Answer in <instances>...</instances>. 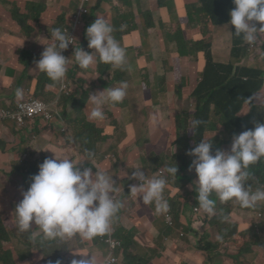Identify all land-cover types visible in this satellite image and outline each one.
I'll list each match as a JSON object with an SVG mask.
<instances>
[{
  "label": "clouds",
  "instance_id": "1",
  "mask_svg": "<svg viewBox=\"0 0 264 264\" xmlns=\"http://www.w3.org/2000/svg\"><path fill=\"white\" fill-rule=\"evenodd\" d=\"M233 3L235 7L229 13V23L235 28L234 35L242 36L243 40L251 45L257 40L258 32L264 33V0H233ZM257 23L260 27L256 26ZM114 30L106 18L97 17L86 28L88 47L93 50L89 53L81 47H74L75 37L72 38L69 33L66 34L60 28H53L50 31L51 39H43L52 43L43 44L45 49L40 59L37 57L39 60L34 62V70L45 73L53 82L63 80L68 70L71 59L69 56L73 47L75 62L81 69H88L97 62L122 68L126 54L113 36ZM249 79L248 76L241 78L244 82ZM180 84L184 87L182 82ZM202 87H205L208 92L205 95L193 94L188 105L197 103L200 105L199 108H208L209 116L214 121L215 109L220 101L218 89L216 88L213 93V86L204 81L201 82ZM127 89V82L122 81L117 87H107L103 91L89 95L86 105L90 103L93 107L88 119L102 120L104 105L122 102ZM17 94H21L19 90ZM204 97L207 98L204 99ZM29 100L44 102L37 98ZM251 107L252 112L246 119L252 117L254 111H256V117L249 123L248 129L233 135L230 150L228 145L223 147V150L217 149L213 154L214 138L210 137V131L218 132V129L224 126L223 115L221 120L223 125L213 126L214 130L209 129V131L199 128L201 121L192 119L194 123L189 128L188 134L189 144L192 143L193 149L191 148L186 154V160L183 163L172 157L173 162L164 168L157 166L154 170L146 172L142 168H137L132 171L131 176L126 177L128 171L121 170L109 157L102 170L93 171V167L82 169L81 163L70 159L68 153L61 152L57 155L54 153L53 157L46 158L43 162L39 161L37 172L30 178V185L22 195L13 191L15 187H19L18 183L11 185L7 183L8 188L2 199L10 214L14 213L18 231L30 233L33 239L41 235L46 239L79 235L86 240L99 236L103 243L105 239L112 237V220L123 207V203L117 200V195L122 199L126 193H129V200L138 197L144 205L154 203L155 212L164 214L169 211V204L164 199V193L171 202H175V208H182L181 216L188 214L192 218L193 224L198 223L196 213L199 211L207 213L205 216L208 218V214L212 215L211 217L220 214L215 211L216 201L212 198L213 194L222 202L235 201L245 208L255 206L258 202L264 201V187L252 190L251 185L247 183L248 169L264 158V95L259 96L256 105ZM244 112L247 113L241 111L238 116L244 117ZM38 119L39 117L35 121L30 120L36 125L35 132L38 131ZM53 125L61 132L67 133L65 124L61 120L55 119ZM178 149L181 148L176 147L177 151ZM91 155L89 153V156ZM118 181L122 187L120 191L116 187ZM128 182L134 184L126 185ZM136 182L138 183L135 184ZM177 190L187 193V196L183 197L186 201L197 195V202L191 200L187 202L186 207H183V202L178 199V193L174 195ZM237 203L233 204L234 211L231 215L244 213L238 209ZM263 207L261 204L258 209L247 213L259 215ZM167 218L181 237L178 243L186 241L182 240L186 229L177 228L176 213L173 208H170ZM186 228L190 229L189 226ZM193 231H197L195 225L192 226V231L187 232L188 237L194 235ZM112 238L120 244L118 240ZM120 248L121 244L115 251L110 250L109 260L116 259V262L109 264H116L119 258H122L121 253L114 256ZM179 248L186 251L184 246ZM93 257L90 260H76L73 256L59 259L60 264H98L96 261L94 263ZM0 264H8V262L0 259Z\"/></svg>",
  "mask_w": 264,
  "mask_h": 264
},
{
  "label": "crops",
  "instance_id": "2",
  "mask_svg": "<svg viewBox=\"0 0 264 264\" xmlns=\"http://www.w3.org/2000/svg\"><path fill=\"white\" fill-rule=\"evenodd\" d=\"M32 1L44 6V9L37 7L38 11L45 10L48 16L55 15L52 0ZM73 1L79 7L83 4L87 11L82 13V19L76 22V24H80V28L72 22V26L69 25L65 27L64 32L66 34L69 33L71 37H75V44H77L78 39L83 40V38L88 43L86 34H82V28L84 24L87 23L88 26H90L95 21L98 9L108 8V0ZM3 3L4 2L0 0V11L8 12L3 8ZM94 3H96V6L90 9L91 5ZM99 3H101V6ZM98 5L99 7L97 9ZM154 5V0H115L114 5L103 14V18H105V15L112 17L118 15L117 18H114L112 24L115 29L113 36L125 51L126 58L124 65L127 67L124 71H118L107 75L105 81L109 83L110 87H117L122 81L128 84L127 94L123 101L120 102L121 106H119L115 114L116 120H122L124 125H136L139 134L146 139V142L152 144L154 147L162 148L168 145L171 147H181V145L189 139V125L184 119V108L187 106V100H191L193 94L205 95L208 92L205 87L201 88L202 81L210 83L213 86V93L216 91L215 84L209 81L204 74L206 67L209 69L213 68L216 74H220V69L216 66H226L229 62L224 61L237 59V49L239 48L230 40L226 45L220 44L218 38L213 42L211 41V43H206L205 39L207 37H213V33L216 30L215 27H211L205 31L198 30V26L193 25L194 22H192L188 16L178 19L181 23L190 24L187 25L188 28L185 26H178L175 29V23H172V21L177 19L171 17V15L167 13L170 6L169 8H161L160 4L156 3L158 7V10H156ZM181 5L186 6L185 0H182ZM94 9L96 10L92 13ZM21 11L27 13L28 9L22 8ZM141 13L149 14L153 18L156 25L152 26L149 21L147 27L155 28L156 38L148 35L145 31H132L135 30L137 26L131 27L128 20ZM8 14L11 15L13 23L17 22L24 35L14 34L12 31V24H8L11 33H9V37L6 39L14 41L17 37L21 36L27 38L35 35L38 31L40 34H43L42 44L50 45L48 40H43L47 39L45 26L48 20L45 14L41 16L38 13L37 18L41 16L42 20L32 22L31 26L33 30H30V28L25 29L19 25L12 12H8ZM158 23L169 26V29L158 30ZM38 25H40V28H38ZM88 26L86 25V28ZM256 26L260 27L258 23ZM6 30V28L0 29V31ZM132 32H134V38H129V44H125V36ZM140 37L142 42L146 44L143 55H137L136 50L128 47V45L139 43L137 39ZM192 41L200 43V52L194 53L197 58H194V54L189 56L187 53L190 52V49L185 48V45L190 46ZM44 45L43 48L45 49ZM245 45L252 47V51L248 48H244L246 54H243L245 55V60L248 62V68L252 69V60L248 58L249 55L251 57L253 53L258 52L257 56L260 61L264 59V33L258 32L257 40L251 45L245 42ZM73 49L74 47L71 49V52ZM204 50L207 51V55ZM92 51V49L87 50L89 53ZM14 52L18 54L20 51L15 50ZM71 52L69 56V59H71L68 64L66 76L59 82H53L45 73L36 70H33V74L29 79L25 76H21L19 73L20 64L18 60L15 58L7 60L0 51V86H4V91L1 94L3 98L2 103L4 105V102L9 104H14L15 102V108L18 109V105L22 101L33 98L43 100L47 105V110L38 119L39 131L36 133L37 138H39L42 143H49L54 141L56 136H61L62 140L59 146L62 152L71 153L75 150L73 158L75 157L77 161L84 162L87 160L93 163L96 158L103 155L109 156V149L112 144L116 142V131L111 127L109 121L101 122L88 119V115L93 106L90 103H88L87 106L86 102L88 101L89 95L92 94V88L100 86L99 82L103 75L100 71L104 70V63L97 62L93 66H90L88 68L89 71L83 76L81 68L76 64L75 57L71 55ZM157 53H160V55ZM174 53H176V55H174ZM159 57L164 61L175 59L176 62L172 64L164 63L159 66L157 62ZM196 67L197 71L194 72ZM260 68L264 73V62L260 65ZM77 70H79V74L76 73ZM90 74L97 77V79L92 80L89 76ZM247 74L249 76L250 73L247 72ZM74 75L75 77H73ZM178 79L183 83L188 92L185 102L180 100L174 88L175 81ZM84 81H87L89 84L87 85ZM68 83H72V85L69 86ZM261 87L262 85L258 84L255 87V91L260 90ZM58 88L59 90H57ZM18 90L21 93L20 95L17 94ZM26 91L30 92V94ZM59 92L62 93L60 94ZM258 97L257 94L253 105H256ZM206 98L207 97H204V99ZM169 101H172V104L176 106V109H174V111L172 110L173 112H171V109L168 107ZM86 106L87 110H85ZM103 111L107 113V104L104 105ZM169 113H171V115H169ZM176 114L179 115V118L174 117ZM48 116H53V118H48ZM126 117L128 118L126 119ZM55 119H59L65 124L67 133L61 132V130L53 125ZM134 129L135 126H132V130ZM6 134L11 135L10 132ZM123 141L124 139L118 138V143H115V145L119 146ZM0 150H3L6 154L0 167L11 166L15 163L21 164L23 162L19 157L23 154L17 152L16 149L14 150L11 147H6L4 149V145L0 142ZM82 152H86L88 155L91 153L92 155L87 159ZM178 249L179 251L185 250L179 247ZM91 257L88 255L85 256L88 260H90ZM108 260L109 257L105 259L103 264H109ZM123 260L124 256L122 255V261Z\"/></svg>",
  "mask_w": 264,
  "mask_h": 264
},
{
  "label": "rangeland",
  "instance_id": "3",
  "mask_svg": "<svg viewBox=\"0 0 264 264\" xmlns=\"http://www.w3.org/2000/svg\"><path fill=\"white\" fill-rule=\"evenodd\" d=\"M158 1L159 0H154L156 10H158L156 5ZM165 1L167 2V5L170 6L167 13L170 14L171 17L177 19L172 21V23H175V29L178 26H185L188 28L187 25L190 24H186L184 22L181 23L178 19L180 17L186 18L187 16H191L195 19L193 25H197L198 30L205 31L211 27H215L216 30L213 33V37H207L205 39L206 43H211V41L213 42L217 38L219 39L218 42L223 45H226L229 40L231 42L233 41L232 25H226L224 27L213 26L209 18V13L206 11L207 5L203 3V1L189 0L188 5L186 6L181 5L182 0ZM114 2L115 0H108V8L98 9L96 17H103V14L114 5ZM52 3L55 9V16H58V14H62L63 12H68L71 15L72 20L78 21L82 19L79 6L73 0H52ZM95 6L96 3L91 5L90 9H93ZM117 16L118 15H115L114 17L105 15V18L109 24L112 25L114 18H117ZM11 18L12 17L8 14V12L0 11V29H7L6 31H0V51L7 60H11L13 58L18 60L20 64L19 73L21 76H25L29 79L35 69L34 62L38 61L37 57H41V54L44 51L42 44L43 34H40L37 31L35 35L27 38L21 36L17 37L14 41L6 39L9 37V33H11L9 31L10 27H8V24H12V31L14 34L24 35L17 22L13 23ZM149 21L152 26L156 25L153 18L149 14L141 13L136 17L130 18L128 23L131 27L137 26V28L132 31H145L148 35L156 38L155 28L147 27ZM38 28H40V25H38ZM157 28L158 30H165L169 29V26L158 23ZM133 33L134 32L125 36V44H129V38H134ZM45 34L47 36V32H45ZM137 40H139V43L128 45V47L136 50L137 55H143L146 49V44L142 42L141 37ZM77 45L78 42L74 47L77 48ZM75 48L71 52L72 56ZM81 48L84 51L89 49V47ZM185 48H189L193 54L196 52V49L192 44H190V46L185 45ZM244 48H248L252 51L251 46L245 45L243 49ZM13 49L14 51L19 50L20 52L15 54ZM257 53H253L251 57L249 55V58L252 60V68L261 70L260 65L264 62V59L260 61ZM157 54L160 55V53ZM174 55H176V53H174ZM194 56L197 57L196 54H194ZM157 62L160 66L164 63H175L176 60L169 59L164 61L159 57ZM224 62H229L231 65H238L241 67L246 65L244 61L236 59L226 60ZM193 65L196 66L195 64ZM81 71L84 76L89 69H81ZM195 71H197V67L194 72ZM76 73L79 74V70H77ZM89 76L92 80L97 79V77H94L92 74ZM256 82L262 83L258 96L264 95V76H260ZM174 88L180 100L185 102L188 92L185 87L181 86L179 79L175 81ZM3 91L4 86H0V108H3V98L1 97ZM174 106L175 105L172 104V101L168 102V107L171 109V112L176 109V106ZM199 106L200 105L197 103H192L184 108V119L187 121L189 128L193 125L194 121L190 117L189 121L186 114H198L201 110L203 116L205 115L204 109L199 108ZM241 108V111L247 112H244L243 114L245 118H247L248 114L252 112L250 103L243 104ZM215 114L216 117L214 121L211 122L212 126H222V114H219V110L217 108L215 109ZM169 115H171V113H169ZM127 118L128 117H126V119ZM16 125V122L12 120L0 122V142L4 145V149L6 147H11L14 150L16 149V145L14 143V140H16L14 137ZM7 132H10V137L5 136ZM19 132H21L19 135L22 138L25 137V135L27 136V133L24 130H19ZM25 138L26 141H32L36 148L33 147L31 149L32 152L30 155L24 153L19 156L23 161L22 164L15 163L11 166L0 167L1 199L7 191L8 184L11 185L12 183L19 184V187H15L13 191H15L16 194L22 195V193L26 191L30 185V178L36 174L39 161L53 157L54 153L57 155L62 152L59 146V143L62 140L61 136H56L54 141L49 143H42L39 138H34L32 140L30 137ZM118 138L124 139V141L121 142L119 149L117 147L112 150L109 149V156L103 155L96 158L93 163L90 161L80 162L82 169L86 167H93V171H95V169L102 170L109 157L113 163L118 164L121 170L128 171L126 177H129L131 176L132 171L137 168L141 169L147 167L148 170H154L157 166H155L152 161L156 158L161 159V163L158 165L159 167H166L173 162L172 157L177 151L174 146H164L169 148V152L167 154H163L161 151L157 150L158 147H154L148 142L143 143L140 142L139 139H135L133 130L130 129L126 131L125 125L123 129L119 130L118 135H116L115 143H118ZM231 144L232 142H229V150L231 148ZM74 152L75 151L72 152V156ZM5 155V152L0 150V165L3 162ZM262 180L264 181V173L262 175ZM116 187L118 191L122 190V187L119 185V181L116 183ZM261 187H264V184ZM177 193L178 199L184 203L186 200L183 197L187 196V193L183 190H177L174 195ZM116 198L121 201L120 196L117 195ZM136 201L137 203H134L132 200L128 201V203H124L125 209L130 210L125 212L119 211L114 217V221L122 223L127 229L128 236L131 240L126 236V234H124V236L129 239L128 247L136 257V262L134 264H264V248H250V238L248 236V231L250 229L254 226L264 224V207L260 211L259 215L256 216L250 213H235L231 215L232 212H230L227 214H216L214 217H211L212 215L208 214V218L205 216L207 213L199 211L196 213V221L198 220V223L195 224L191 222L192 218H190L188 214L181 216L179 211V217L175 219L176 226L178 229L182 227L186 229L185 237L182 239L186 241H180L176 246V250H173L171 242L166 243L164 238H161L160 241L156 240L157 235L165 232L166 224L162 221L155 223L152 209L148 205H140L137 198ZM261 204L264 206V201H262ZM9 215L10 212L0 203V259L4 262H8L10 258H14L17 264H30L32 262L38 264H50V261H53L58 253V257L65 258L70 256L66 255L64 251H60L62 247H64L69 254L84 256L93 255L94 260L99 264H103L105 259L110 255L108 245L103 243L99 236H96L91 240L82 239L79 235L53 239H46L43 236H37L33 239L31 238L30 233L19 232L16 227V220L13 221L12 219H7ZM11 216L13 219L15 218L14 213ZM224 217H227V219H224ZM193 225L196 226L197 231H193L194 235L188 237L187 232L192 231ZM186 226H189L190 229L188 230ZM1 229H6L10 241L3 240ZM113 232L114 228L112 229V237L118 240L122 245V242L113 235ZM175 232L176 241H178L181 237L177 231ZM72 245L74 246L72 247ZM179 246L186 247V251H179ZM120 249L114 253V256L118 255ZM9 251L12 252L13 256L9 254ZM156 258H158V262L154 261ZM25 260L27 263H24ZM121 261L122 258L120 257L119 262L116 264H120Z\"/></svg>",
  "mask_w": 264,
  "mask_h": 264
},
{
  "label": "trees",
  "instance_id": "4",
  "mask_svg": "<svg viewBox=\"0 0 264 264\" xmlns=\"http://www.w3.org/2000/svg\"><path fill=\"white\" fill-rule=\"evenodd\" d=\"M2 1L4 2L3 8H5L8 12H12L13 15H15L19 25H21L25 29L30 28V30H33V27L31 26L32 22L42 20L41 16L43 14H45L47 16L46 19L48 20V22L45 26V32H47V39H49V40L51 39L50 31L53 28H60L62 31H64L65 27H68L69 25L72 26V22L75 23V25H77L80 28V24H76V22H78L80 20H78V21L72 20L71 15L68 12H63L62 14H58V16H55V15L48 16V14L46 13L45 10L38 11V9H37V7L44 9V6L37 3V2H34L32 0H22V1L2 0ZM200 1H203V3H205L207 5L206 11L209 13V18H210L211 24L213 26L224 27L226 25H230L229 13L235 7L233 0H200ZM188 2H189V0H185L186 5H188ZM158 3L160 4L161 8H169V6L167 5L165 0H159ZM100 4L101 3H99V5ZM99 5L97 6V9H98ZM22 8H27L28 9L27 13H23L21 11ZM95 10L96 9L92 10V13H94ZM38 13L41 16L37 18ZM188 17L192 22L195 21V19L193 17H191V16H188ZM93 19H94V17H93ZM86 25L88 26V24L86 23V24H84V26L82 28V30H83L82 34H84V35L86 33L85 32ZM232 30H233V41H232V43H234V45L239 48V49H237V59L236 60H242L246 63V65H244L242 67L238 66V65H231V64H227L226 66H224V65L216 66V67H219L220 74H216L214 72L213 68L209 69L206 67L205 72H204L206 78L209 81L213 82L215 84L216 88L218 89L220 101H218L217 109L219 110V114L223 115V121L226 122L223 127L218 129V132H211L210 131V133H211L210 136L214 138V140H213V154L215 153V151L217 149L223 150V147L228 146L229 142L233 138L234 134H239V133L245 131V129H248L250 127L249 123L253 119H255L256 111L253 112L252 117H250L249 119H246L245 117H240L238 115L240 114V112L242 110L241 107L243 104L250 103L251 106L254 104L255 97L258 94V92L261 90L260 89L258 91H255V87L258 84L262 85V83L256 82V80H258L260 78V76H264V73L261 70L254 69V68H252V69L248 68V64H247L248 62L245 60L246 59L245 55H243V54H246L244 49H243V47L245 46V41L243 40L242 36L234 35V33H235L234 26H232ZM51 43H52V41H49V44H51ZM191 44L196 49L195 53H199L201 50V49H199L200 43L192 41ZM87 46H88V43L84 40V38H83V40L78 39L77 48L87 47ZM204 52L206 53V55L208 54L206 50H204ZM187 54L190 56L191 54H193V52L190 51ZM194 58H197V57H194ZM126 68L127 67L125 65H123L122 68H114L110 64H104V70L100 71L101 74H103L101 79H100V82H99L100 86L93 87L91 93L95 94V93H98L100 91H103L107 87H110L109 83L105 81V77L107 75L114 73V72L124 71V70H126ZM235 72H237V73L234 75ZM247 72L250 73L249 76H248ZM243 76H248V77H250V79L247 82H244L241 80V78ZM73 77H75V75ZM76 82H78V81H76ZM84 82L87 85L89 84L87 81H84ZM68 84H69V86L72 85V83H68ZM57 90H59V88ZM249 98H251V99H249ZM188 103H189V100H187V106H188ZM107 105H108V111H107V113L104 112V118L102 120H97V121H101V122L102 121H109V124L111 125V127L116 131V135H118L119 130L123 129V127H124L123 121L122 120L118 121L115 118V114H116L117 110L119 109V106H121V105H120V103H118V104L108 103ZM15 107H16L15 102H14V104H11V103L9 104V103L4 102L3 108H0V111L8 112L7 114L9 116H11V115H14L12 112H15L17 110V108H15ZM204 111H205L204 116H203L201 110L198 114H193V113L186 114L187 119L189 121H190V118L194 119V121H197V120L201 121V123L198 126L202 130H205V131H209V129L214 130V127L212 126V123H211L212 119L209 116V109L204 108ZM174 117L179 118V115L176 114ZM7 120L14 121L11 118H7ZM2 121H4V120L0 119V122H2ZM14 122H16V121H14ZM16 124H17L16 129L14 130V137L16 139V140H14V143L16 145V150L20 154H24V153L30 154L31 149L33 147L36 148V146H35V144H33L32 141H26L25 137H30L31 140L34 138H37L35 136V134L39 130L37 132H35V124L32 123V121H26V123L22 126L20 124H18L17 122H16ZM132 126H135V129L133 130V134L135 136V139H139L140 142L145 143L146 139L139 134V130L136 128L137 127L136 125L126 124L125 130L128 131V130L132 129ZM19 130L20 131L24 130L27 133V136L25 135V137L22 138L19 135L21 133V132H19ZM5 136L10 137L11 135L5 134ZM116 147L119 149V146H116L115 143H113L110 149L112 150ZM180 148L181 149H178L177 153L173 156V158H174V160H177V161H180L181 163H183L186 160V158H185L186 154L192 148V143L189 144V139H188L183 143V145H181ZM157 150L161 151L163 154H167L169 152L168 147H164V148L158 147ZM68 154H72V152L68 153ZM82 154L85 155L87 157V159L90 158L88 153L82 152ZM69 158L74 159L77 163H79V161H77L75 159V157L73 158L72 155H69ZM43 161L44 160H41L40 162H43ZM152 163L155 166H158L161 163V159L156 158V159H154V161H152ZM142 170L144 172L151 171V170H148L147 167L142 168ZM248 171H249V180L247 183L249 185H251L252 190L254 191L257 188H260L264 184V181L262 180V175L264 173V158H262L256 164L250 166ZM137 183L138 182H136L135 184H137ZM128 184L133 185L134 183H132V182L126 183V185H128ZM128 194L129 193H126V195H124L121 199V202L123 203V207L119 210L121 212H125V211L130 210V209H125V206H124V203H126V202L128 203V201H130ZM163 196H164V199L167 200V202L169 204V211L167 213L157 214L155 212V204L154 203L151 205H148V206L152 209V211L154 213V216H153L155 218L154 222L158 223V221H162L164 224H166L165 232L157 235L156 240L160 241L161 238H164L166 243L171 242V247L174 250L178 244V241H176V232H175L174 226L168 221L167 215L170 212V208H173V210L176 213V218H178L179 217V211L181 213L182 208H175V202H171L170 199H168L164 193H163ZM196 196L185 201L183 203V207H186L187 202H189L191 200L194 202H197ZM136 198L138 199V197H134V200H132L134 203H137ZM212 198L216 201L215 211H217L219 213H223V214H227V213L234 211L233 204L237 203V202H235V201L222 202L214 194H213ZM138 201H139L140 205L143 204L142 200L138 199ZM0 203L6 209V203L1 198H0ZM260 206H261L260 202H258L255 206L247 207V208L242 207L239 203H237L238 209L244 213L253 211L254 209H258ZM181 215H182V213H181ZM7 219H12L13 221H15V218L13 219L11 214L8 216ZM112 221H113V228H114L113 235L122 242L121 249L118 252V254L121 253L124 256V260L121 261L120 264H134L136 262V257L132 253L131 249L128 247V242H129L130 237L128 236L127 229L123 226L122 223L114 221V218ZM1 231H2L3 240L10 241L6 229H1ZM124 234H126V236L129 239L126 238L124 236ZM248 236L250 238V242H249L250 248H256V247L257 248H264V237H263L264 236V224L254 226L252 229H250L248 231ZM88 243H90V242H88ZM73 246L74 245H72V247ZM60 251H64L66 255L76 257V260L86 259L84 255L69 254L64 247H62V249ZM9 254L11 256H13L11 251H9ZM58 254L55 256L53 261H50V264H57V262H59V264H60L59 258H63V257H58ZM154 261L158 262V258H156ZM24 263H27V261L25 260ZM8 264H17V263L15 262L14 258H10V260L8 261ZM30 264H38V263L32 262Z\"/></svg>",
  "mask_w": 264,
  "mask_h": 264
},
{
  "label": "built area",
  "instance_id": "5",
  "mask_svg": "<svg viewBox=\"0 0 264 264\" xmlns=\"http://www.w3.org/2000/svg\"><path fill=\"white\" fill-rule=\"evenodd\" d=\"M88 1V0H84ZM79 10L82 13L86 12L87 10L84 8V5L81 4ZM74 38V37H72ZM74 43V41L72 42ZM46 111V105L44 102L39 100H29L19 104V107L14 115L9 116L5 111H0V119L7 120V118H11L16 121L21 126L26 123V121H35L38 117H41L43 113ZM36 128V125H35ZM106 244L110 247L111 252L115 251L120 244L115 241L112 237L104 240ZM109 263L116 262V259L108 260Z\"/></svg>",
  "mask_w": 264,
  "mask_h": 264
}]
</instances>
